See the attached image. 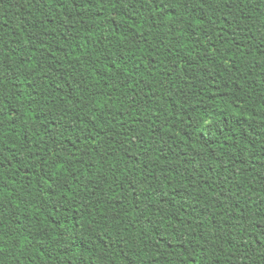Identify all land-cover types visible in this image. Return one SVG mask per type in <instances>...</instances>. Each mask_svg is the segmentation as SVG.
Masks as SVG:
<instances>
[{
  "label": "trees",
  "instance_id": "16d2710c",
  "mask_svg": "<svg viewBox=\"0 0 264 264\" xmlns=\"http://www.w3.org/2000/svg\"><path fill=\"white\" fill-rule=\"evenodd\" d=\"M0 264H264V0H0Z\"/></svg>",
  "mask_w": 264,
  "mask_h": 264
}]
</instances>
